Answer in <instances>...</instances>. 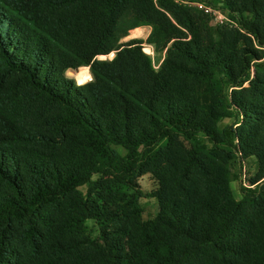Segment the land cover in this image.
I'll use <instances>...</instances> for the list:
<instances>
[{
    "label": "trees",
    "instance_id": "trees-1",
    "mask_svg": "<svg viewBox=\"0 0 264 264\" xmlns=\"http://www.w3.org/2000/svg\"><path fill=\"white\" fill-rule=\"evenodd\" d=\"M230 2L250 14L238 24L256 46L233 52L163 27L173 40L155 70L139 39L120 41L144 22H169L152 0H0V92L45 98L71 147L67 163L18 149L17 141L50 144V129L24 135L0 111V264H264V0ZM80 65L92 79L77 85L65 70ZM222 117L233 122L219 127ZM237 153L256 156L261 171L238 200L228 170ZM145 171L157 179L159 205L147 219L133 198L105 191L106 178L135 188ZM87 219L102 248L59 236ZM23 221L21 254L11 245Z\"/></svg>",
    "mask_w": 264,
    "mask_h": 264
},
{
    "label": "rangeland",
    "instance_id": "rangeland-1",
    "mask_svg": "<svg viewBox=\"0 0 264 264\" xmlns=\"http://www.w3.org/2000/svg\"><path fill=\"white\" fill-rule=\"evenodd\" d=\"M158 7H162L166 16L169 18L168 23L151 24V22H144L133 28H130L126 35L121 38V42L129 39H139L141 41V48L144 53L150 57L152 67L158 70L166 55L167 46L171 43L170 40L166 43V34L163 33V27L173 26L174 34L180 36L181 39H187L190 41H196L197 39L206 40L207 46L213 44H220L226 49H240L241 46L251 45L256 46L255 42L251 38H246L248 35L243 29L239 27L238 20L241 16L250 15L247 11L243 10L242 3H231L230 0H152ZM171 8V12H175L176 16L180 19L181 24L173 17V15L166 9ZM231 15H235L236 19ZM191 21V23H190ZM190 23V24H189ZM111 53V54H110ZM105 56V57H104ZM114 56V51H110L107 54H98V59H111ZM86 67L89 73V79L84 83L92 79L89 65H80L76 68H68L65 70V75L69 78H73L77 85L75 70ZM0 69L2 65L0 63ZM74 70V71H73ZM13 81V78L8 80V84ZM83 84V83H82ZM227 94L230 93V89H227ZM18 96L14 92H0V111L12 116L16 121V125L19 126L22 134L34 135L48 133V137L52 140L50 144L43 145L41 143L32 144L23 141H17L19 145H16L18 149L26 150L30 155L34 157L36 155L30 151L33 149L42 150L47 157L50 158H62L64 161L71 159L70 144L68 134L69 130L60 129L57 125L56 119L58 110L47 103L46 99L35 92L28 91L19 87L17 89ZM233 122L232 117H222L218 121V126L223 127ZM68 132V133H67ZM65 133V134H64ZM204 141V139H201ZM54 144V148H52ZM118 154L124 155L126 149L120 144H110ZM228 170L230 173L229 187L234 199L238 200L241 197L240 187L249 186L252 187L251 181L258 178L261 174L259 168V160L256 156L249 155L243 156L237 153L236 156L228 162ZM97 177L93 175V179ZM107 179V189L114 191H120L126 195V198H133L136 205L139 207L141 217L143 219L154 216L158 209V201L153 196L155 193L158 182L155 176L150 172H142L137 177V186L131 188L124 185H116L112 183L109 178ZM97 186V185H96ZM99 187V186H97ZM94 189L91 190L92 194L90 199H95ZM78 190L84 196H87L88 187L82 185L78 187ZM54 214H51L49 210L44 209L42 213V220L51 226V221ZM15 231L13 230L12 249L17 250L21 254L28 253L25 245L19 239L22 229L25 227V222H15ZM49 238L53 239L58 236V233L54 229H50ZM60 237L78 242L85 237L96 241V243L103 247L100 240V232L98 226L92 219H87L82 224V227L78 230H73L72 233L65 235L60 234ZM72 244V243H71Z\"/></svg>",
    "mask_w": 264,
    "mask_h": 264
},
{
    "label": "bare ground",
    "instance_id": "bare-ground-1",
    "mask_svg": "<svg viewBox=\"0 0 264 264\" xmlns=\"http://www.w3.org/2000/svg\"><path fill=\"white\" fill-rule=\"evenodd\" d=\"M111 54V53H110ZM105 57V56H104ZM88 69V68H87ZM86 67L81 68L79 70H75L74 73H76V75L73 74V76L76 78L77 83L78 84H82L84 83L87 79H89V73L87 71ZM74 71V70H73Z\"/></svg>",
    "mask_w": 264,
    "mask_h": 264
}]
</instances>
